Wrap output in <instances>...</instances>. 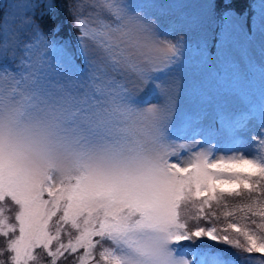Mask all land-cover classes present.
I'll return each mask as SVG.
<instances>
[{
    "label": "snow or ice",
    "instance_id": "1",
    "mask_svg": "<svg viewBox=\"0 0 264 264\" xmlns=\"http://www.w3.org/2000/svg\"><path fill=\"white\" fill-rule=\"evenodd\" d=\"M231 3L183 109L185 42L147 5L65 0L74 46L51 0L0 10V264H264V65L257 103Z\"/></svg>",
    "mask_w": 264,
    "mask_h": 264
},
{
    "label": "rangeland",
    "instance_id": "2",
    "mask_svg": "<svg viewBox=\"0 0 264 264\" xmlns=\"http://www.w3.org/2000/svg\"><path fill=\"white\" fill-rule=\"evenodd\" d=\"M28 0H3L0 4L2 8H6L8 15L5 19L12 21L14 17H20L24 14V5ZM56 4L55 0H51ZM136 3L145 4L151 13H154L163 27H170L171 38L175 40L177 37H182L185 42V55L182 64L174 74L175 79L184 85L185 90L181 92L178 98V103L181 109L191 102V96L187 85L194 84L197 91H209L212 88V83H201L200 74L202 65L199 64V53L197 45L202 43L204 38L212 40V36L218 31L220 19L215 12L214 0H135ZM256 5V13L253 16L250 25V35L241 34L238 40L236 50V58L242 68H251L249 74L250 83L248 88L251 89L252 96L255 102H259L260 92V76L259 68L264 65V36H261L258 30V13L262 0H259ZM237 14V13H235ZM66 23V22H65ZM68 29V37L66 41L75 44V37L70 31V23H66ZM249 29H245L248 32ZM59 41L61 37H52ZM74 46V45H73ZM211 53H215V48L210 49ZM147 92L145 88L140 95ZM215 207V206H214ZM208 242V241H206ZM220 247V246H219ZM225 252L234 255L227 247H221ZM239 260V257H237Z\"/></svg>",
    "mask_w": 264,
    "mask_h": 264
},
{
    "label": "trees",
    "instance_id": "3",
    "mask_svg": "<svg viewBox=\"0 0 264 264\" xmlns=\"http://www.w3.org/2000/svg\"><path fill=\"white\" fill-rule=\"evenodd\" d=\"M259 0H232L231 5H229V7H231L234 11V13L237 14H243L245 17L248 18V20L250 21V25H251V21L253 19L254 14L256 13V5L258 4ZM264 2V0H262ZM58 11L60 13V19H62L64 21V23H70V18L67 17L64 8H63V4L65 3V0H55ZM1 4V3H0ZM214 8H215V12L217 15H220L221 12L224 10L225 6L223 4V0H214ZM0 10H4V7L2 8V6L0 5ZM220 17V16H219ZM47 19V18H46ZM46 19L44 21H39L38 23L41 24V26H45L46 25ZM65 23V24H66ZM70 27V25H68ZM45 30L47 31V28L45 27ZM70 31H72L71 34H73V36L75 37V32L73 31V29L70 27L69 29ZM68 29L65 27L63 28V30L56 35V37H61L62 40H67L68 37ZM214 36H212L213 38ZM50 38H52L50 36ZM201 224H203V221H201ZM206 226V225H205ZM205 243H210V242H206ZM220 246V247H219ZM217 247L219 248H224V245H218ZM226 247V246H225ZM232 253H234V250L229 249ZM61 264H72V259L71 257H69V259L67 261H61Z\"/></svg>",
    "mask_w": 264,
    "mask_h": 264
}]
</instances>
